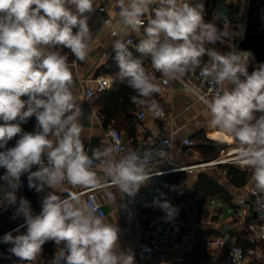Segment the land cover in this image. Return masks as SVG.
I'll return each instance as SVG.
<instances>
[{
	"label": "clouds",
	"instance_id": "obj_1",
	"mask_svg": "<svg viewBox=\"0 0 264 264\" xmlns=\"http://www.w3.org/2000/svg\"><path fill=\"white\" fill-rule=\"evenodd\" d=\"M93 4L94 0H0V169L4 170L0 206H13V219H23L0 237V243L10 245L8 252L21 264H36L49 241L65 245L51 264H133V255L116 250L119 230L93 205L72 193L61 199L54 191L65 182L97 184L92 158L80 138V110L68 57L52 50L59 45L77 60L86 59ZM153 4L157 6L150 10ZM117 7L121 37L129 30L138 31L141 17L148 15L144 36L135 46L138 58H133L130 41L117 39L112 46L117 76L135 93L130 100L149 111H162L154 99L160 88L143 58L168 80L199 68L216 89L206 101L210 126L238 141L237 159L251 169L254 189L264 193V62L249 72L252 54L231 45L234 33L227 24L221 30L205 22L202 0H117ZM217 44L229 51L207 47ZM33 117L36 130L23 131L22 124ZM106 172L128 195H134L146 179L135 154L108 162ZM22 177L29 189L50 190L39 214H34L29 200L17 195ZM156 204L169 217L176 212L167 201Z\"/></svg>",
	"mask_w": 264,
	"mask_h": 264
},
{
	"label": "crops",
	"instance_id": "obj_2",
	"mask_svg": "<svg viewBox=\"0 0 264 264\" xmlns=\"http://www.w3.org/2000/svg\"><path fill=\"white\" fill-rule=\"evenodd\" d=\"M249 1L250 0H226L224 4L231 13V19L228 21L233 25V28H231L232 31L239 30L238 25L240 23L244 25L243 35L241 37L235 35L231 43L235 49L237 48V50L241 51H248L240 48V42L245 35ZM180 2L197 3L200 2V0H180ZM116 3L117 0H94V10L93 13L90 14L89 19L92 40L89 42L88 55L84 61L77 60L75 56L73 60H68L70 71L73 76L71 87L80 110V138L85 152L90 158L97 161V165L91 167V170L94 171L97 176V184L95 186L104 185L96 191V198L101 203L103 211L106 214V222L112 224L119 230L116 246L117 252L133 255V264H191L194 260L193 256L199 247L202 248V254L198 258L197 264H208V258L203 251V245H201V236L217 235L224 232L225 225L232 221V211H237L240 208L238 202L241 200H249L248 188L252 182L251 177L245 186H233L227 177L226 165L229 164L203 165L194 167L191 171L182 170L159 174V172L168 171L175 167L195 166L217 160L223 157L232 148H239V143L235 138L223 134L219 129L210 126V112L208 108L203 103L198 102L195 97L186 93L177 80H170V84L167 86L160 85L157 77L150 73V65L145 68L160 88L158 98L154 99L158 102L159 108L162 111L157 110L155 114L148 115L144 120L139 121L137 119V112L141 109L140 108L136 112L134 126H132V124L131 126H127V121L125 122L123 119L117 124V129L122 133L128 147H136L140 141L150 134L171 138L174 143L172 163L160 164L148 170L149 173L156 174L146 178L140 184L134 195H128L121 191L119 187L112 182L110 176L106 172L107 164L110 161L119 160L113 152L111 142L107 135L108 128L112 126L105 127L103 125L102 117L99 115L100 108L97 105L98 94L93 101H87L81 92L80 84L84 77L99 76V68L107 64L109 57L113 53L112 46L115 40H126V36L110 37L109 28L103 22L105 15L115 17L114 8ZM217 5L218 0H213L210 4L204 5V20L205 22L214 24L218 29L223 30L224 24L223 21L218 18V13L216 11ZM156 6L155 4L151 5L150 10ZM238 18L240 20H237ZM119 25L120 20L114 22V26L118 31ZM127 35L132 36L136 40L140 38L136 31L129 30ZM210 47H215L221 52L229 51L227 46H222L221 44L210 45ZM55 48L61 54L67 55L68 53V49L62 46L57 45ZM103 52L107 53V59L102 57ZM248 52L252 54V60L248 69L251 70L258 64V61L253 52ZM103 76L111 79L112 86L108 90L110 91L113 88L115 80L110 75L104 74ZM201 131L205 133V138L207 140L224 145L220 154L210 161H206L197 148L203 141L193 138ZM186 138L191 139L193 142L189 151L183 144ZM236 166L251 172V169L240 165ZM175 173L183 175L178 181L174 182L182 183L186 194L183 198L172 197L167 191L169 186L165 189L166 197L175 199V202L170 206L176 209L173 216L167 217L174 223L179 233H192V235L183 246L176 249L157 251L151 257L142 261L137 251L138 240L140 235L145 231L148 218L154 216L144 210V206L148 200V188L152 185L154 178ZM200 174L209 175L213 180L224 187L230 194L231 199L226 201L224 199L209 197L203 206H200L198 202L202 199L203 195L199 192L197 193L194 189V185ZM89 188L92 187L73 186L65 182L54 191L56 195L63 199L67 198L69 193L77 195L79 192ZM29 191L32 192L35 198L34 202L25 190H19L17 195L18 197H24L29 200L34 214H39L43 197L50 190L45 189L44 192H36L35 189H29ZM77 196L81 201L85 202V196ZM136 198L142 201L139 205L134 203ZM153 207L163 211L162 215H167L157 204L153 205ZM242 208L243 210H247V204L242 205ZM13 209V206H0V215H6L7 222L12 225L11 230L23 223L22 218L13 219ZM218 213H223L224 218L220 219L216 217ZM21 231H24V229H21ZM235 234L239 243L243 246L253 245L247 241V236L243 232L237 231ZM259 245L264 249V243H260ZM64 247L65 245L62 242L60 245L56 246V251ZM40 260L41 257L39 255L36 264H40ZM51 261L52 260L48 261L47 264H51ZM0 264H21V262L9 252L1 250ZM24 264H27V262H24Z\"/></svg>",
	"mask_w": 264,
	"mask_h": 264
},
{
	"label": "built area",
	"instance_id": "obj_3",
	"mask_svg": "<svg viewBox=\"0 0 264 264\" xmlns=\"http://www.w3.org/2000/svg\"><path fill=\"white\" fill-rule=\"evenodd\" d=\"M115 17L105 15L103 22L109 28L110 37H118V30L114 26V22L119 19V8L115 4ZM142 26L139 28V39L143 38V27L147 24L148 15L141 17ZM132 31V30H131ZM138 39V40H139ZM126 41H130V45H134L137 41L132 36L126 35ZM233 41H230L232 43ZM225 46V45H222ZM237 49V48H236ZM58 51L56 48L52 49ZM102 57L108 58L107 53L103 52ZM207 63V62H206ZM204 66V65H203ZM202 66V67H203ZM150 73L157 77L160 85L167 86L170 80L163 77L159 72L150 66ZM186 93L196 98L198 102L203 103L206 107V101L210 100L216 92L215 86L200 75V69L194 72H188L180 79H176ZM112 86L111 79L106 76L99 75L96 77H84L80 89L87 101L91 102L98 93L108 91ZM156 112L149 111L147 108H141L137 112V119L144 120L148 115ZM107 135L111 142L113 152L118 159H123L130 154L138 157L139 164L142 166L146 178L152 177L156 173H149L152 167L160 164H170L173 159L174 143L171 138L150 134L138 143L136 147H128L125 143L122 133L115 127H109ZM184 146L189 151L193 145L191 139L186 138L183 141ZM235 147L229 150L223 157L213 160L206 164H200L187 167H175L174 169L159 172H172L189 170L203 165L218 164H236L240 165L237 159V151ZM97 161L92 159L91 167H95ZM23 187L25 190L27 185L26 177H22ZM104 185H97L87 190L79 192L77 195L85 196V202L93 205L98 214L106 217L101 203L96 198V191ZM172 197L183 198L186 191L180 182H173L167 188ZM249 200H241L238 202L240 208L232 211V221L225 225V230L221 234L205 236L202 245L203 251L208 258V264H264V249L259 245L264 243V193H259L254 189L251 182L248 188ZM142 201L138 198L134 203L139 205ZM247 204V210H243L242 205ZM15 212V208L13 209ZM230 212V211H229ZM216 217L224 218L223 213L216 214ZM243 232L247 236V241L252 243L251 246H243L239 243L235 233ZM192 233H179L174 223L165 215L151 216L145 225V231L140 235L137 245L138 256L144 261L151 257L157 251L164 249H176L183 246L191 237ZM204 264V263H199Z\"/></svg>",
	"mask_w": 264,
	"mask_h": 264
},
{
	"label": "trees",
	"instance_id": "obj_4",
	"mask_svg": "<svg viewBox=\"0 0 264 264\" xmlns=\"http://www.w3.org/2000/svg\"><path fill=\"white\" fill-rule=\"evenodd\" d=\"M213 0H202L203 4H210ZM228 25V28L231 32L234 33V36H242L244 25L240 23L238 25L239 30L232 31L229 21L223 22ZM224 29V28H223ZM234 39V38H233ZM232 39V40H233ZM231 40V41H232ZM139 42L137 40L134 45L129 44V48L132 51L133 58H138L140 54L135 51V46ZM210 47V45H207ZM240 48L242 50H248L255 54L258 63L264 62V0H250L249 7L247 11L246 17V27H245V35L242 41L240 42ZM68 60H73L74 55L68 50L67 53ZM204 62L208 61V58L205 56L203 58ZM144 66H150V60L148 58H143ZM203 64L201 65V67ZM199 69V68H198ZM196 69L195 71H197ZM253 69L249 70L251 72ZM119 72L117 61L115 59V53L113 52L112 55L109 57L108 62L106 65H103L98 70V75H110L114 78L115 82L113 88L110 91H104L98 93L97 105L100 108L99 115L102 117L103 125L107 126H114L118 127L117 124L121 122L123 119L125 120L127 126H134V122L136 120V112L142 108L137 104H134L130 97L135 95V93L126 86L125 83H122L117 73ZM190 73V72H189ZM159 92L154 94V98H158ZM22 99H26V97H22ZM257 116L260 113H256ZM36 121L35 118H30L26 123L22 124V129L25 132H33L36 130L35 128ZM196 140L203 141V143L198 145V150L202 153L203 158L206 161H210L216 158L222 148L224 147L223 144L207 140L205 138V133L200 132L193 137ZM15 143V139L9 142V146H12ZM227 168V177L230 183L235 187H243L247 184L251 177V172L247 169H241L236 165H226ZM3 169H0V175H3ZM183 175L182 174H166L159 177L154 178L152 185L148 188V200L144 206L145 212H148L154 216H160L163 214L158 208L153 207L156 205V201H167L170 205L175 202V199H170L166 197L165 189L174 181H178ZM27 187L25 189L28 192V196L35 201L32 192L29 191ZM195 191L201 193L202 199L198 202L200 206H203L205 201L209 197L224 199L229 201L231 199L230 194L227 190L218 184L215 180H213L207 174H200L197 178V181L194 185ZM168 216V215H166ZM12 228L11 223L7 222V218L5 214L0 215V236L10 231ZM207 236V235H206ZM205 236H201V240ZM201 241V245H202ZM56 244L53 241H49L45 243L42 248V252L40 254L41 260L40 264H47L48 261L52 260L56 253ZM251 246V245H249ZM10 245L0 243V251L3 250L8 252ZM202 254V248L199 247L198 250L195 252L193 256V262L191 264H197L198 258Z\"/></svg>",
	"mask_w": 264,
	"mask_h": 264
},
{
	"label": "water",
	"instance_id": "obj_5",
	"mask_svg": "<svg viewBox=\"0 0 264 264\" xmlns=\"http://www.w3.org/2000/svg\"><path fill=\"white\" fill-rule=\"evenodd\" d=\"M225 2L226 0H218L217 10H216L218 13L219 20L223 22L231 19L230 10L224 6Z\"/></svg>",
	"mask_w": 264,
	"mask_h": 264
},
{
	"label": "rangeland",
	"instance_id": "obj_6",
	"mask_svg": "<svg viewBox=\"0 0 264 264\" xmlns=\"http://www.w3.org/2000/svg\"><path fill=\"white\" fill-rule=\"evenodd\" d=\"M237 20H240V19L238 18ZM229 24H230V27L233 28V25L230 22H229Z\"/></svg>",
	"mask_w": 264,
	"mask_h": 264
}]
</instances>
